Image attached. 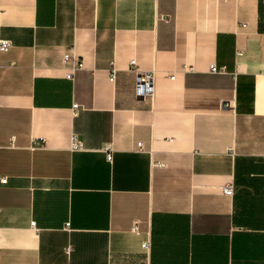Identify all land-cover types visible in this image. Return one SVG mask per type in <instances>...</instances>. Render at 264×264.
<instances>
[{
  "label": "crops",
  "instance_id": "0c3cea01",
  "mask_svg": "<svg viewBox=\"0 0 264 264\" xmlns=\"http://www.w3.org/2000/svg\"><path fill=\"white\" fill-rule=\"evenodd\" d=\"M0 37V264H264V0H0Z\"/></svg>",
  "mask_w": 264,
  "mask_h": 264
},
{
  "label": "built area",
  "instance_id": "2783aa9c",
  "mask_svg": "<svg viewBox=\"0 0 264 264\" xmlns=\"http://www.w3.org/2000/svg\"><path fill=\"white\" fill-rule=\"evenodd\" d=\"M118 1V0H113ZM12 44L9 40L3 39L0 37V55L9 51ZM129 66L136 75V85H135V95L138 99L146 100L148 98H152L154 94V79L155 73L154 70H139L136 67V62L134 60L129 62ZM63 69H64V77L66 80L73 81L75 73L80 70H85L84 63L80 58L75 54L74 48H71L69 52H67L63 57ZM208 72L211 74H226L227 68L218 66L216 63H210L208 66ZM109 81H114V70L110 72ZM74 114H77L78 109L80 108L79 105H73ZM223 108H228L229 105L227 103L222 104ZM137 149L142 151L143 146L141 143L137 144ZM70 150L73 152H81L84 151L82 142L77 138V136L73 135L71 138L70 143ZM103 152L105 153L106 160L108 162L111 161L112 158V150L110 146L106 145L103 147ZM6 179H0V184H6ZM222 192L225 196H232V185L228 184L222 188ZM31 227H35V223L31 222ZM68 224H66V228ZM132 232L138 233L137 226L134 225L132 227ZM150 248L149 242H144L142 244V249L148 251Z\"/></svg>",
  "mask_w": 264,
  "mask_h": 264
}]
</instances>
